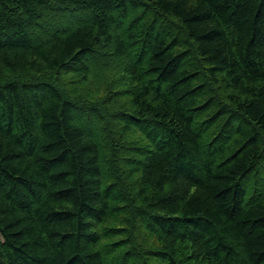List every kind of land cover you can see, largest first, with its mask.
Returning <instances> with one entry per match:
<instances>
[{
    "label": "trees",
    "instance_id": "obj_1",
    "mask_svg": "<svg viewBox=\"0 0 264 264\" xmlns=\"http://www.w3.org/2000/svg\"><path fill=\"white\" fill-rule=\"evenodd\" d=\"M0 264H264V0H0Z\"/></svg>",
    "mask_w": 264,
    "mask_h": 264
}]
</instances>
